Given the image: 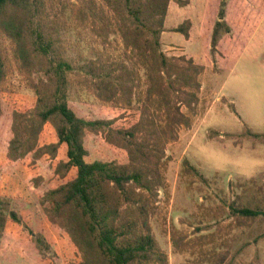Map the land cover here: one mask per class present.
<instances>
[{
	"label": "rangeland",
	"instance_id": "rangeland-1",
	"mask_svg": "<svg viewBox=\"0 0 264 264\" xmlns=\"http://www.w3.org/2000/svg\"><path fill=\"white\" fill-rule=\"evenodd\" d=\"M79 1L46 0L64 59L75 67L120 59L116 35L94 37L74 19L71 11ZM181 1L188 4L168 7L160 49L167 57L192 59L203 72L191 126L166 146L160 166L165 185L150 221L152 233L167 264H264V218H241L230 210L264 213V0ZM185 21L188 39L171 32ZM217 22L222 27L211 51ZM0 49L8 75L0 87V264H77L80 256L68 236L49 224L39 205L45 192L62 183L49 158L36 161L30 154L17 164L6 158L10 114L31 110L33 97L2 37ZM69 79L68 103L79 118L117 115L92 96L80 72ZM52 143L46 127L41 144ZM83 145L87 163L125 162L99 137L88 134ZM184 162L198 177L185 172Z\"/></svg>",
	"mask_w": 264,
	"mask_h": 264
},
{
	"label": "trees",
	"instance_id": "trees-1",
	"mask_svg": "<svg viewBox=\"0 0 264 264\" xmlns=\"http://www.w3.org/2000/svg\"><path fill=\"white\" fill-rule=\"evenodd\" d=\"M170 3L184 6L188 1L80 0L71 11L74 19L94 37L116 35L123 56L75 67L60 52L46 0H0V37L10 43L33 97L31 110L10 114L6 158L11 164L30 154L36 161L49 158L62 183L45 192L39 205L49 224L68 236L80 256L77 264L168 262L150 225L165 185L160 166L166 146L191 126L203 72L192 59L167 57L160 49ZM221 27L217 22L213 28L211 51ZM189 30L185 21L171 32L187 39ZM77 72L92 96L116 116L85 120L75 114L68 90ZM7 77L0 49V87ZM46 127L56 143L41 144ZM88 134L121 152L125 162L87 163L83 141ZM183 165L198 177L194 168ZM230 210L241 218H264L259 211Z\"/></svg>",
	"mask_w": 264,
	"mask_h": 264
},
{
	"label": "crops",
	"instance_id": "crops-1",
	"mask_svg": "<svg viewBox=\"0 0 264 264\" xmlns=\"http://www.w3.org/2000/svg\"><path fill=\"white\" fill-rule=\"evenodd\" d=\"M170 4H171V3H170ZM177 26H178V25H177ZM175 27H176V26H175ZM175 27H174V28H175ZM172 29H173V28H172ZM189 35H190V34H189ZM188 38H189V37H188ZM188 38H187V39H188Z\"/></svg>",
	"mask_w": 264,
	"mask_h": 264
}]
</instances>
